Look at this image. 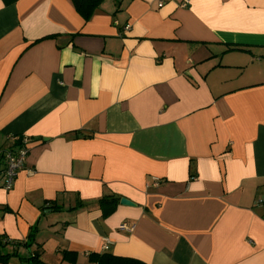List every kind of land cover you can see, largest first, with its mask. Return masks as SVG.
Returning <instances> with one entry per match:
<instances>
[{
  "label": "crops",
  "instance_id": "0c3cea01",
  "mask_svg": "<svg viewBox=\"0 0 264 264\" xmlns=\"http://www.w3.org/2000/svg\"><path fill=\"white\" fill-rule=\"evenodd\" d=\"M183 1L0 0L4 252L264 264V0Z\"/></svg>",
  "mask_w": 264,
  "mask_h": 264
},
{
  "label": "trees",
  "instance_id": "16d2710c",
  "mask_svg": "<svg viewBox=\"0 0 264 264\" xmlns=\"http://www.w3.org/2000/svg\"><path fill=\"white\" fill-rule=\"evenodd\" d=\"M103 1L104 0H73L77 11L86 21L90 20L93 17V15L99 9ZM20 140L21 139L17 138L15 145L18 144L20 145L22 143V141ZM118 201H119L118 198L115 200L102 199L98 205L99 207L102 208L104 215H109L115 210V203ZM263 207H264V203H263ZM5 239H3L2 241L0 240V264H9V262L13 257H18L21 261H23V263L46 264L41 259L42 256L41 254L43 253V249L41 248H37L35 250L29 249L31 245L34 243V240L30 239V236H29V240H27L26 242H17V243L15 242V244H13L15 246V249L12 253L4 252V249L9 244ZM21 246L24 247L26 246L27 248L29 247L28 249L30 250L29 252L30 255L28 257L25 258L19 257L18 248ZM88 257H89L88 261L84 264H146L145 262L135 258L117 256L109 252H104V253L92 252L89 254ZM63 259L69 262L70 264H81L78 262L77 255L74 252L65 251L63 255Z\"/></svg>",
  "mask_w": 264,
  "mask_h": 264
},
{
  "label": "built area",
  "instance_id": "2783aa9c",
  "mask_svg": "<svg viewBox=\"0 0 264 264\" xmlns=\"http://www.w3.org/2000/svg\"><path fill=\"white\" fill-rule=\"evenodd\" d=\"M189 4V0H184L182 2L183 7H187ZM162 5V2L160 3V6ZM128 28V27H127ZM28 142L22 141V143L19 145H12L9 148L6 149H0V162H3L5 164V169L3 170L2 174L4 175V184L3 187L6 188V190H9L13 187L15 178L17 177L18 173L24 169L26 164V158H27V147L26 145ZM123 231H132L133 227L128 226L127 224H123L120 227ZM111 244L110 240L108 238L105 239V244L103 245V250L107 251L109 248V245Z\"/></svg>",
  "mask_w": 264,
  "mask_h": 264
},
{
  "label": "rangeland",
  "instance_id": "374dc122",
  "mask_svg": "<svg viewBox=\"0 0 264 264\" xmlns=\"http://www.w3.org/2000/svg\"><path fill=\"white\" fill-rule=\"evenodd\" d=\"M0 240L2 241L3 239L0 237ZM8 247H9L8 250H12V248H11L10 245ZM47 256H49V258H51L50 261H52L53 263H57V260L54 259V257H53V256H55V253L54 252H52V251L48 252V255ZM16 258H18V257H13L11 260H17ZM58 264H60V263L58 262ZM62 264H68V263L65 262V263H62Z\"/></svg>",
  "mask_w": 264,
  "mask_h": 264
},
{
  "label": "water",
  "instance_id": "95a60500",
  "mask_svg": "<svg viewBox=\"0 0 264 264\" xmlns=\"http://www.w3.org/2000/svg\"><path fill=\"white\" fill-rule=\"evenodd\" d=\"M120 202L122 205L135 206V204L127 198H122Z\"/></svg>",
  "mask_w": 264,
  "mask_h": 264
}]
</instances>
